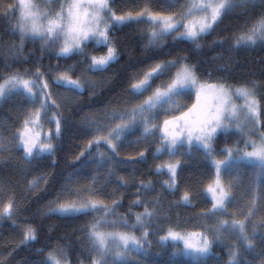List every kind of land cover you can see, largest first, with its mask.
<instances>
[{"label": "snow or ice", "instance_id": "snow-or-ice-1", "mask_svg": "<svg viewBox=\"0 0 264 264\" xmlns=\"http://www.w3.org/2000/svg\"><path fill=\"white\" fill-rule=\"evenodd\" d=\"M115 5L116 0H18L0 6L18 37L0 52L5 67L29 61V42L40 52L34 71L0 73V107L13 101L18 108L13 123L0 121V163L19 153L16 166L26 181L19 194L10 182H0V196L6 197L0 199V220H10L20 232L7 255L0 252V264H11L21 247L39 242V229L28 217L17 222L29 194L46 200L33 216L90 217L74 229L84 241L75 264H180L173 257L193 264H264V79L230 82L235 54L264 50V0H148L135 11ZM226 17L241 21L228 38L217 32ZM129 25L138 26L139 54L118 42L116 33ZM214 34L218 38L209 40ZM46 54L57 63L42 70ZM61 58L74 63L61 67ZM259 60L264 77V56ZM114 65L120 71L105 78ZM54 86L64 93L53 92ZM85 92L88 100L82 102ZM193 92L195 101L183 104ZM70 123L84 139L74 154L59 143ZM142 143L147 146L134 156L121 158L122 149ZM149 154L160 161L153 174L166 177L159 181L161 192L179 189L180 173L194 156L214 173L196 193L206 202L210 198L197 230L170 227L150 239L164 232L153 224L164 206L160 193L145 199L155 184L136 176ZM61 159L64 167L57 171ZM130 186L135 199L121 213L124 196L117 198L116 192ZM192 199V191L185 190L178 203L189 205ZM236 206L238 211H229ZM168 241L171 254L157 259L166 255ZM153 243L160 249L155 253ZM69 248L59 240L36 248L37 264H73Z\"/></svg>", "mask_w": 264, "mask_h": 264}, {"label": "trees", "instance_id": "trees-1", "mask_svg": "<svg viewBox=\"0 0 264 264\" xmlns=\"http://www.w3.org/2000/svg\"><path fill=\"white\" fill-rule=\"evenodd\" d=\"M16 2L15 0H0V6L4 3H12ZM148 2V0H116V7L122 11L128 10H138L139 7H142L144 3ZM241 23V21H236L234 18H225L223 23L217 29L219 36L228 38L232 35V32L235 30L237 24ZM136 25H129L123 28L122 31L117 32L116 36L118 42L121 43L122 47L127 46L128 49H131L134 54H139L141 51V37L137 32ZM142 27V26H140ZM218 38L216 34L208 39ZM13 42H18V37L12 33L11 26L9 23V19L4 18L0 15V52L5 51L7 46L11 45ZM227 47V44H225ZM35 49V51H30ZM217 52L220 51L218 48ZM25 53L29 57V61L25 64H18L16 62L10 61L11 69L5 67V61L2 55H0V73H6L10 70L19 69L21 71L24 68H29L30 70H35V62L36 58L40 56L39 45H33L31 42L27 44L25 47ZM98 54V53H97ZM206 55H212L211 52H207ZM264 56V50L255 48L252 50L242 49L239 53L235 54V65L232 68V73L235 76V80H230L231 83L241 82L243 83L246 80H256L259 81L264 79L260 74V60L259 58ZM125 59L127 56L125 55ZM42 70H47L49 65L55 66L57 60L53 58H49L46 54L42 58ZM74 63L71 59L61 58L59 60V64L61 67H65ZM123 63V61H121ZM120 71V65H114L112 69H109L107 73H104V77H111L114 73ZM101 76L100 73H97ZM116 91H119V86L116 87ZM264 94V93H262ZM259 98V97H258ZM82 102H87L88 93L85 92L83 97L81 98ZM94 106L99 107V105L95 104ZM68 105L71 107L72 102L70 101ZM18 111L17 105L13 101L6 102L2 107H0V121H6L7 124H11L15 120V113ZM65 115L68 116L70 121H75L76 117L70 116L68 110L65 109ZM260 120L264 123V100H261L260 107ZM46 127V125H45ZM47 128V127H46ZM7 134V133H5ZM237 137L233 136L228 143H232ZM223 140V137H221ZM62 146L63 151L73 153L78 151L80 146L84 143V139H82L79 135L78 126L74 123H70L63 134L62 140L59 142ZM146 144H140L135 146H128L125 149L121 150V158L126 155L134 156L136 152L140 151ZM218 146H223L218 145ZM152 147H155V144H152ZM7 156V153L4 154ZM19 157V153L15 154V158L9 159L7 163H0V182H10L13 187H15L17 193H21L26 181L24 179L23 174L20 172L19 168L16 166V161ZM159 160H153L151 154H149L147 163H142L137 166L136 176L138 179H143L146 182L148 180H152L155 184L156 191L149 192L146 194L145 199L154 198L157 193H160L162 196L161 203L164 206L163 214L159 219H154L153 224L157 228L164 229V232H158L155 237H150V239H158L160 235H163L168 228H174L180 232H188L192 230H197L199 228L200 223L203 222V217L201 215L202 211L208 207H210V200L208 198V202H206V198L203 196L196 195L198 192H202L204 190L205 185L212 178V171H209L206 164L202 163L199 158H192L191 162L187 164L183 171L180 173V183L179 189L172 193L171 191H163L161 192L159 181L166 179L164 175H155L153 174L155 164L159 163ZM64 167V161L61 159L60 165L57 169ZM151 169V170H150ZM28 179H32V176H28ZM115 185H111L109 187V191H111L112 187ZM191 190L193 193V199L189 205H180L179 199L182 195L183 191ZM135 187L130 186L127 190L118 189L116 192V197L118 198L121 193H123V207L119 209L121 213H124L128 210V205L130 202L135 199ZM30 199L24 201V207L27 208V211L22 213L21 216L17 218V222L20 223L24 220L25 217H28L30 222L34 224L39 229L40 239L39 242H33L31 247L24 248L21 247L12 257L11 264H37V262L41 259L35 252L36 248L43 247L48 244H54L58 240L62 244L70 245L69 252L70 258L75 264L77 253L80 251V246L83 244V239L77 240V237H81V232L74 231V229H79L86 220L90 219V217H84L78 220H68L59 218L54 215H49L46 217L33 216V213L36 212L37 208L44 205L46 200H40L37 202V198L35 196H31L29 194ZM52 197L49 196L48 199ZM0 199H6V197L1 196ZM133 212L142 211V207H133ZM230 212L238 211V206L230 207ZM230 218V217H229ZM240 218V217H237ZM132 220H129L131 223ZM208 223H212L211 220ZM49 228L52 230L49 231ZM139 235V233H137ZM20 236V232L18 228L13 227L12 222L7 219L0 220V252L4 255H7V250L11 247L15 246L14 242H18ZM51 237V240H48L47 237ZM165 248L167 249V254H171L172 252V242L168 241L165 243ZM160 249L154 244L152 247V251L155 253ZM214 251L221 252L223 255V249L220 246H216ZM168 255L164 257H157V259H167ZM226 258V257H225ZM173 260L179 261L180 264H193L190 258H179L173 257Z\"/></svg>", "mask_w": 264, "mask_h": 264}, {"label": "rangeland", "instance_id": "rangeland-1", "mask_svg": "<svg viewBox=\"0 0 264 264\" xmlns=\"http://www.w3.org/2000/svg\"><path fill=\"white\" fill-rule=\"evenodd\" d=\"M16 2H18V0H15ZM94 78L96 79V80H100L101 79V76H99L98 74H95V76H94ZM60 90V91H59ZM57 91H59L61 94H63L64 93V89L62 88V87H60L59 89L57 88V87H53V92H57ZM195 101V93L193 92L190 96H185L183 99H182V103L183 104H186V105H188V106H190L193 102ZM70 102V100L69 101H65V103H69ZM161 119H163V117H161ZM46 127H47V125H46ZM45 127V129H47ZM129 139H134L133 137H129ZM151 139V138H150ZM194 159L195 158H197L196 156H194L193 157ZM167 159V157H161V160H166ZM121 174L122 175H126L127 174V170H122L121 171ZM213 172H212V177H213ZM212 179V178H211ZM1 197V196H0ZM209 200H210V198H209ZM183 233V232H182ZM154 240V239H153ZM155 241V240H154ZM155 243H153V245H154ZM156 245V244H155ZM166 245V244H165ZM180 247H182L183 245H182V243H180V245H179ZM166 255H169V254H167L166 253ZM179 258H184V257H179ZM187 258V257H186Z\"/></svg>", "mask_w": 264, "mask_h": 264}, {"label": "bare ground", "instance_id": "bare-ground-1", "mask_svg": "<svg viewBox=\"0 0 264 264\" xmlns=\"http://www.w3.org/2000/svg\"><path fill=\"white\" fill-rule=\"evenodd\" d=\"M60 91V90H59Z\"/></svg>", "mask_w": 264, "mask_h": 264}]
</instances>
